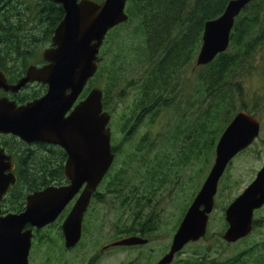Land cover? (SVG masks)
Returning <instances> with one entry per match:
<instances>
[{
	"label": "trees",
	"instance_id": "1",
	"mask_svg": "<svg viewBox=\"0 0 264 264\" xmlns=\"http://www.w3.org/2000/svg\"><path fill=\"white\" fill-rule=\"evenodd\" d=\"M12 1H17V5L21 2ZM228 1L128 0V19L105 36L98 69L80 97H85L91 87H100L103 109L117 114L116 128L122 133L120 143L113 142L115 137L112 139L115 158L94 196L95 202L103 201L99 196L102 191L120 210L114 239L138 232L143 236L141 230H150L152 215L145 212L157 188L171 182L170 175L176 165L185 167L193 162L209 165L218 137L237 111L245 110L259 118L255 111L261 107L264 96L252 93V103L248 105L251 94L247 93L244 80L260 60L256 61L255 52L264 43V0H251L244 6L235 17L226 51L197 66L193 80L187 79V68L195 63L202 42L204 23L218 17ZM25 2L28 12L18 15L15 11L20 7L4 5L5 0H0V69L10 83L21 77L32 62L38 61L34 60L36 56L40 58L37 50L50 43L53 30L64 14L62 7L51 0ZM45 91L46 85L35 82L8 95L18 103H25ZM130 96L132 101L127 110L117 112L118 102ZM165 111L174 116L165 131H155L153 127H160ZM141 124L149 129L134 145L126 146L123 142ZM0 145L12 155L17 177L0 201L2 213L21 212L28 193L67 182L63 172L66 154L59 146L28 144L10 134L0 135ZM223 178L225 181L226 175ZM253 224L258 226L259 221L254 218ZM225 227L223 223L213 238L215 247L231 244L220 238ZM84 230L89 231L88 224ZM51 231L62 241L60 225L57 227L55 222L36 229L38 241L49 247L50 240H55L49 235ZM210 236L207 230L203 238ZM60 247L64 248L62 242ZM184 252H177L171 264H264V241L247 245L224 259L209 258L207 253L195 248L185 257L181 255Z\"/></svg>",
	"mask_w": 264,
	"mask_h": 264
},
{
	"label": "water",
	"instance_id": "2",
	"mask_svg": "<svg viewBox=\"0 0 264 264\" xmlns=\"http://www.w3.org/2000/svg\"><path fill=\"white\" fill-rule=\"evenodd\" d=\"M63 9L50 44L42 52L44 65L30 64L10 83L0 69V135L10 134L25 143L59 146L66 154L63 172L67 183L48 185L25 197L21 212L2 213L0 208V264H28L32 227L40 229L73 205L62 221L64 247L75 246L91 195L109 170L111 148L110 113L103 109L102 89L93 86L79 99L100 62L99 49L107 32L128 19V0H51ZM251 0H229L223 12L204 23L197 66L211 62L226 51L235 17ZM46 85L39 97L18 103L16 94L26 84ZM261 130L260 120L245 110L237 111L224 127L214 147L212 164L174 230L167 251L154 264H170L177 252L207 232L218 183L227 165L249 147ZM15 162L0 145V201L16 183ZM264 205V162L254 178L224 209L226 227L221 238L235 243L253 230L254 212ZM146 238L127 236L111 245L145 244Z\"/></svg>",
	"mask_w": 264,
	"mask_h": 264
},
{
	"label": "rangeland",
	"instance_id": "3",
	"mask_svg": "<svg viewBox=\"0 0 264 264\" xmlns=\"http://www.w3.org/2000/svg\"><path fill=\"white\" fill-rule=\"evenodd\" d=\"M105 39V38H104ZM104 42V40H103ZM103 45V43H102ZM100 47L98 56L101 59L100 51L103 50L104 46ZM47 46L41 47L37 50L38 55H41L43 50ZM102 48V49H101ZM39 56H36L34 60H38ZM256 61L259 62L256 69L247 76L244 80L246 85L247 93L251 94L250 98H247V103L250 105L252 103L253 95L252 93H257L258 95L264 96V43L259 46L255 52ZM101 61V60H100ZM33 63V62H32ZM197 70V65L193 63L187 68V75L190 81L193 80V75ZM132 97H126L124 101L118 102L117 112H125L130 106ZM163 116L160 118V127L155 125L153 129L155 131H165L166 125L173 118L172 112H164ZM255 114L259 116L261 123V130L259 136L254 140V142L248 147L250 149L246 151H241L233 159L230 167L224 172L219 180L217 193L214 197L213 210L209 215V227L208 233L211 234L208 238H201L196 242H191L185 245L182 250L185 252L181 255L185 257L192 249H196L200 252H205L208 254L209 258L224 259L235 252L241 250L247 245H251L255 242L264 241V206L254 212V218L259 221V225L255 226L251 233L246 237L244 241H238L231 243L230 245L218 244L215 247L213 238L215 235L223 228L224 220V210L222 207L227 205L236 195H238L244 187L254 178L256 171L262 166L264 162V100L259 109L255 111ZM117 120V114H111V120L109 123L110 129L112 131V136H114L113 142H121L122 133L118 132L117 128L115 130L113 121ZM159 119V118H158ZM157 119V120H158ZM147 125L141 124L137 132L131 136V138L123 142L126 146L128 144L134 145L141 134L148 130ZM151 129V128H150ZM214 155L212 157L211 163L209 165L203 166L200 162H193L185 167H179L176 165L175 171L171 175V182L160 186L157 188L156 196L151 201V206L145 212L146 215L151 214L152 220L150 222L151 227V242L146 246L147 248H141L140 250H149L150 258L155 262L164 252L165 247L167 248L174 230L177 227L180 216L182 214L183 208L191 202L193 195L200 188L201 183L205 179ZM119 163V162H117ZM123 172L127 171L123 169ZM225 181L223 176L225 177ZM92 208H103L110 209L109 204H98L94 205ZM120 212L114 202L111 201V216L108 225L109 230H102L97 233L98 237L104 239L105 234L107 235L110 230L112 232L117 229L115 222L118 218L117 214ZM157 216L155 220L154 217ZM224 231V230H223ZM222 231V232H223ZM222 234V233H221ZM220 234V238H221ZM107 239H104L106 241ZM103 240H96V242H104ZM50 248V249H46ZM153 248V251L151 250ZM96 249V245H93L89 237L83 236L79 245L75 247L73 251H64L60 247L59 241L51 243L49 247L42 246V250L39 248L31 249V255L33 260L30 264H41L44 262L45 256L53 255L52 258L47 260L44 264H71L73 263L72 258L77 264H84V259L91 255L93 250ZM47 250V251H45ZM125 254L117 253L112 257L104 260V264L108 262H113V260L121 259ZM127 256L130 259H134L136 256L133 250L127 252Z\"/></svg>",
	"mask_w": 264,
	"mask_h": 264
},
{
	"label": "flooded vegetation",
	"instance_id": "4",
	"mask_svg": "<svg viewBox=\"0 0 264 264\" xmlns=\"http://www.w3.org/2000/svg\"><path fill=\"white\" fill-rule=\"evenodd\" d=\"M27 2L29 3L30 0H27ZM6 3H9L10 5H13V6L20 7L19 11H15V13L18 14V15L19 14L25 15L28 12V10L26 9L25 0H21L19 5H17L18 4L17 1H12V0H5L4 5ZM48 46H51V44L49 43L47 45V47ZM45 63L46 62L43 60L42 53H41L40 58L38 59V61L37 62H33L31 64H35L37 66H41V65H44ZM110 120H111V117H110ZM109 123H110V121H109ZM112 124H114L115 130H116V119H115V121H113ZM113 138H114V136H112V131H111V142H112ZM114 158H115V155H114ZM109 170H110V168H109ZM174 171L171 172V175L174 173ZM105 175H104V177H105ZM171 175H170V177H171ZM104 177H103V179H104ZM66 183H63V184L65 185ZM100 183H99V185H100ZM99 185L97 186L96 190L98 189ZM163 185H165V184H162L161 186H163ZM96 190L92 193L90 201H89V204H88V207H87L86 211L83 214L82 224H81V237H80L79 242L77 244H75V246H73V247H70V248H65L64 247V248H61V249L64 250V251H70V252L73 251L75 249V247L79 245L80 241L82 240L83 236L85 235V236L89 237V239L91 240L93 245H96V249L93 250L91 255L87 256L84 259V261H83L84 264H104V260L105 259H108L109 257H112L113 255H115L117 253H124L125 255L119 260H113V262H108L107 261L106 264H153L154 261H153L152 258H150L149 250H147V249H145L143 251L140 250L141 248H147L146 246L148 245L149 242H151V239L153 237V236H151V232H154V231H151V228H150V230L148 228L146 230H144V229L141 230V233H143V236H141L139 234L140 232H138V234H133V235H137V236H141V237L147 238V243L142 244V245H132V246L111 245V243H113V242L117 241L118 239H120V238H115L114 239L112 237V235H113L112 230H110L107 235L105 234L104 239H107L106 241H104V239H102V238L97 236L98 235L97 233H99V231L109 230L108 225H109L110 216H111V199L108 197L107 194L103 193L102 191H99V196L103 197V201L95 202L94 201V196L96 194ZM107 203L109 204V208L110 209H105V213H104V209L103 208H92L94 205L107 204ZM72 205H73V201H70L68 203V205L66 206V208L59 214V216L54 221L56 223L57 227H58V225H60V229H61L62 221L67 216V214H68L69 210L71 209ZM85 224H88L89 231H85L84 230ZM36 229L37 228L32 227V238H31V246H30V250H29V254H28V264H30L31 260H33L32 255H31V249L39 248L40 250H42V246L48 247L47 244H42V243H40L38 241V239L36 237V236H38V232H36ZM57 231L60 234V230L57 229ZM61 233H62V231H61ZM49 235L51 236V238L55 237V240H50V244L51 243H55L56 241H59L60 244H61V242H62V244H64L63 234H62V238H63L62 241H61V238H59V236L54 231H51L49 233ZM96 240H98V241L99 240H103L104 242H96ZM46 249H50V248H46ZM129 250H133L134 251V253L136 255L134 257V259H130L127 256V252ZM151 250L153 251V248H151ZM45 251H47V250H45ZM53 255L45 256L44 262L41 263V264H44L47 260L52 258ZM72 260H73V263H71V264H77L74 261L73 258H72Z\"/></svg>",
	"mask_w": 264,
	"mask_h": 264
}]
</instances>
